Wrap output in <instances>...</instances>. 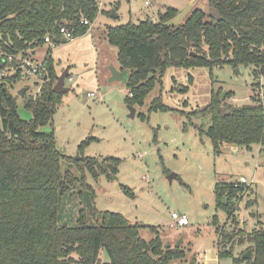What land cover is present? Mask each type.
<instances>
[{"label":"rangeland","instance_id":"obj_1","mask_svg":"<svg viewBox=\"0 0 264 264\" xmlns=\"http://www.w3.org/2000/svg\"><path fill=\"white\" fill-rule=\"evenodd\" d=\"M103 7L87 33L73 40L63 38L54 47L37 46L32 56L44 62L42 73L31 80L22 77L9 86L10 92L18 95L21 117L31 120L34 113L25 107L19 90L27 87L25 94L40 93L50 80L47 58L51 55L57 75L68 69L65 84L71 90L65 92L53 120L41 130L54 132L57 148L65 156L121 160L116 174L104 173L98 179L84 162L62 160V172L79 180L62 199L61 223L77 225L83 211L89 224L99 218L95 209L97 213L121 212L131 224L140 225V236L146 241L158 236L164 247L184 249L186 258L179 263L234 264V257L253 245L248 233L264 227V202L259 198L264 196V144L249 148L224 144L217 151L206 133L211 117L196 112L217 92L221 96L227 92L225 107L252 103L253 96L264 88V74L257 77L252 66L235 68L229 64L212 70L170 66L162 84L155 86L143 104L132 105L136 114L131 117V105L126 100L131 93L121 80H112V67L120 69V62L118 46L108 40L109 26L138 23L148 15L157 21L169 7L176 9L169 19L173 25H180L197 7L209 16H217L218 11L209 0H106ZM113 9L118 16L111 17ZM158 98L170 108L151 110L152 101ZM87 140L81 153V145ZM171 173L177 174L173 180ZM84 174L91 188L80 184ZM242 176L251 184H245L235 221L218 205L215 187ZM173 212L187 215L190 224L175 225ZM220 229L234 241L219 236ZM233 244V256H218L220 250H229ZM100 259L110 260L104 250Z\"/></svg>","mask_w":264,"mask_h":264},{"label":"trees","instance_id":"obj_2","mask_svg":"<svg viewBox=\"0 0 264 264\" xmlns=\"http://www.w3.org/2000/svg\"><path fill=\"white\" fill-rule=\"evenodd\" d=\"M209 2L217 16L197 7L180 25H173L169 19L176 9L169 7L157 21L148 16L138 23L109 26L108 40L118 46L120 69L130 73L126 83L129 105H142L155 86L162 84L170 66L212 70L229 64L252 66L257 77L264 74V0ZM99 10L96 0H0V60L45 44L48 33L60 43L63 25L75 37L87 33ZM47 59L50 80L37 96L23 95L25 107L34 113L31 120L21 117L18 95L9 90L22 77L17 73L0 78V264H183L177 261L186 258L184 249L164 247L158 236L146 241L140 236V225L131 224L121 212L97 213L95 209L99 218L89 224L83 211L77 225L61 223L62 199L79 180L62 172V160L84 162L96 179L104 173L116 174L121 160L65 156L57 148L54 132L41 130L53 120L64 97L53 89L57 73L51 55ZM253 97L250 104L225 107L217 92L197 110L196 114L212 119L206 133L217 151L224 144L248 148L264 144V103ZM150 108L166 111L170 107L158 98ZM89 141H83L81 153ZM83 176L80 184L91 188ZM215 189L218 205L236 221L246 185L230 180L219 182ZM219 236L234 241L225 229H220ZM247 238L253 244L246 250L252 258L245 259L242 252L234 257V264H264V227L254 228ZM103 250L109 261L100 259ZM233 250L234 244L218 256H233Z\"/></svg>","mask_w":264,"mask_h":264},{"label":"built area","instance_id":"obj_3","mask_svg":"<svg viewBox=\"0 0 264 264\" xmlns=\"http://www.w3.org/2000/svg\"><path fill=\"white\" fill-rule=\"evenodd\" d=\"M96 1H97V7H99V9H103L106 0H96ZM83 22L85 24H90L88 19H84ZM60 35L62 39L65 38L66 40H73L75 38L73 32L64 25L60 28ZM44 42L46 45L48 44L49 46H53V47L57 45L56 42L53 41L50 33L46 34L44 38ZM34 51L35 48L33 49L30 48V50L28 51H22L13 55H7L3 59H1L0 78L18 73L21 77H25L31 80L32 77L40 75L42 73L43 68H45V66H44V62L41 63L36 59H34V57L32 56V53H34ZM95 95H96L95 93L90 94V96H95ZM256 97L258 100H260L261 103H264V88L261 89L256 94ZM236 184H251V183H249L246 177L242 176L236 180ZM172 217L174 218V224L179 227H185L186 225L190 224L187 215L184 214L180 215L177 212H173Z\"/></svg>","mask_w":264,"mask_h":264},{"label":"water","instance_id":"obj_4","mask_svg":"<svg viewBox=\"0 0 264 264\" xmlns=\"http://www.w3.org/2000/svg\"><path fill=\"white\" fill-rule=\"evenodd\" d=\"M115 13H116V10L113 9L112 16H115L116 15ZM116 16H118V15H116ZM59 38H61V35H59ZM67 74H68V69L64 70V72L62 74L57 75V82H56V84H55V86H54L53 89L58 94H65V92L71 90V87H68L65 84L66 78L68 76ZM112 74H113L112 75V80L119 79V80H121L125 84L129 80L130 73H128V70H121V69H117L116 67H112ZM27 89H28L27 87H23L22 89L19 90V93L23 96L25 94L24 92ZM226 93L227 92H223V94L221 96L222 99L224 98V96H225ZM130 107H131V114H130V116L133 117L136 114V109L133 106H130ZM176 176H177L176 173H171L169 175V178H170V180H173ZM259 198L264 202V196L261 195ZM243 257L245 259L246 258H252L251 252L250 251L245 252L243 254Z\"/></svg>","mask_w":264,"mask_h":264},{"label":"crops","instance_id":"obj_5","mask_svg":"<svg viewBox=\"0 0 264 264\" xmlns=\"http://www.w3.org/2000/svg\"><path fill=\"white\" fill-rule=\"evenodd\" d=\"M160 8H163V7L160 6ZM160 11H162V9ZM109 16H111V15H109ZM148 16H150V15H148ZM111 17H113V16H111ZM109 23H110L109 19H106V24L109 25Z\"/></svg>","mask_w":264,"mask_h":264}]
</instances>
